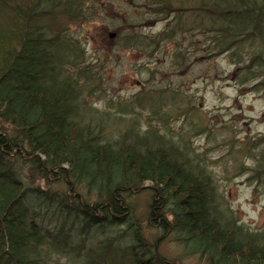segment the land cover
Masks as SVG:
<instances>
[{"label":"trees","instance_id":"trees-1","mask_svg":"<svg viewBox=\"0 0 264 264\" xmlns=\"http://www.w3.org/2000/svg\"><path fill=\"white\" fill-rule=\"evenodd\" d=\"M144 1L149 14L171 18L165 40L207 37L200 52L229 54L246 67L242 81L264 78V0ZM94 2L0 0V264H51L60 254L72 264H176L133 221L132 200L144 191L152 194L147 221L171 234L184 257L264 264V232L237 224L211 174L178 145L135 128L110 140L101 125L84 121L89 67L73 76L80 48L66 31L89 22ZM154 40L131 33L121 49ZM248 181L264 190V146ZM97 235L104 240L89 247Z\"/></svg>","mask_w":264,"mask_h":264},{"label":"rangeland","instance_id":"rangeland-1","mask_svg":"<svg viewBox=\"0 0 264 264\" xmlns=\"http://www.w3.org/2000/svg\"><path fill=\"white\" fill-rule=\"evenodd\" d=\"M11 1L18 6L17 0ZM144 2L96 0L90 4L89 22L69 25L66 36L78 41L80 48V65L73 76L89 67L91 82L82 83L88 90L89 107L84 109V121L101 125L110 140L135 128L140 136L154 131L166 143L178 145L192 164L211 174L215 192L237 224L264 232V190L248 181L264 146V78L242 81L246 67L229 54L213 57L209 51L200 52L207 37L165 40L171 18L149 14L141 6ZM56 21L61 25L62 17L58 15ZM111 33L115 34L112 38ZM131 33L153 38L154 44L140 51L121 49ZM190 42L197 50H192ZM177 53L183 60L176 59ZM151 195L144 191L132 200L133 221L143 236L152 243L159 239V253L176 264H202L184 257L171 234L154 229L147 221ZM75 235L71 232L73 244L79 242ZM97 240L104 236H90L87 245ZM120 243L125 244L124 240ZM120 259L118 252L115 260ZM51 264L72 263L60 254Z\"/></svg>","mask_w":264,"mask_h":264},{"label":"water","instance_id":"water-1","mask_svg":"<svg viewBox=\"0 0 264 264\" xmlns=\"http://www.w3.org/2000/svg\"><path fill=\"white\" fill-rule=\"evenodd\" d=\"M114 36V34H110L109 37L112 38Z\"/></svg>","mask_w":264,"mask_h":264}]
</instances>
